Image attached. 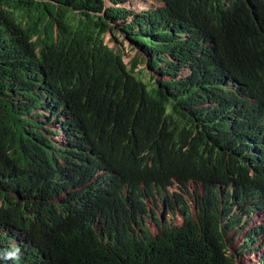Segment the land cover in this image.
I'll list each match as a JSON object with an SVG mask.
<instances>
[{"label":"trees","instance_id":"trees-1","mask_svg":"<svg viewBox=\"0 0 264 264\" xmlns=\"http://www.w3.org/2000/svg\"><path fill=\"white\" fill-rule=\"evenodd\" d=\"M88 147L89 173L199 183L198 209L30 264L264 262V0H0V223L41 236L90 213L42 219L40 197Z\"/></svg>","mask_w":264,"mask_h":264},{"label":"clouds","instance_id":"clouds-1","mask_svg":"<svg viewBox=\"0 0 264 264\" xmlns=\"http://www.w3.org/2000/svg\"><path fill=\"white\" fill-rule=\"evenodd\" d=\"M90 153L91 148L88 147L79 155V162L69 159L77 174L57 175L59 183L50 184L45 193L40 195L45 204L50 205L42 219L57 216L64 207H69L70 201L89 207L90 213L76 218L66 227L55 230L51 228L41 236H34L20 223L14 224L15 221L0 223V264H30L25 255L33 246L42 249L44 253L53 251L65 254L67 259L71 256V244L80 241L84 245L90 244L94 235H99V241L104 246L114 249L121 244L119 240L129 227L138 232L150 229L152 234L157 235L155 233L160 232L165 223L169 226L180 224L174 216L180 217L183 224L184 218L179 208L182 205L179 201L188 206L191 215L194 213L191 207L198 209L201 197L199 183L191 180L186 186L185 181L175 176L124 183L114 171L99 165L100 160L92 172H87L92 167L89 163ZM73 182L79 185L75 186ZM18 195L19 202L25 199L22 193ZM61 205L63 207L59 208ZM246 259L247 255H241L242 261ZM261 259L258 260L259 264L264 263Z\"/></svg>","mask_w":264,"mask_h":264},{"label":"rangeland","instance_id":"rangeland-1","mask_svg":"<svg viewBox=\"0 0 264 264\" xmlns=\"http://www.w3.org/2000/svg\"><path fill=\"white\" fill-rule=\"evenodd\" d=\"M183 74L186 75L187 73L184 72ZM191 208H192L193 212L196 213V209L194 207H191ZM174 218L176 219V221H178V223H180L179 225L182 224L183 220L180 217L176 218L174 216ZM158 233H159V231L157 233H155V234H158ZM244 236H245V233H243V234L241 233L238 236L237 235L235 236V233H232L230 235L229 242L231 243V251H232V253H237L243 247L242 245H243V242H244ZM246 250H251V249H246ZM245 255L249 256L251 254H245ZM239 257H240V259H239V262H240L241 255H239ZM256 264H259L258 260L256 261ZM261 264H264V263H261Z\"/></svg>","mask_w":264,"mask_h":264}]
</instances>
